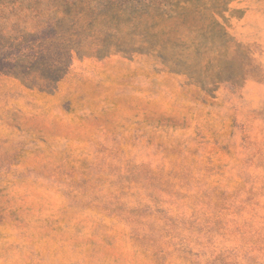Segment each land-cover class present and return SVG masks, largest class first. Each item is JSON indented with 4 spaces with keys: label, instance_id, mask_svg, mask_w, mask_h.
Listing matches in <instances>:
<instances>
[{
    "label": "rangeland",
    "instance_id": "obj_1",
    "mask_svg": "<svg viewBox=\"0 0 264 264\" xmlns=\"http://www.w3.org/2000/svg\"><path fill=\"white\" fill-rule=\"evenodd\" d=\"M0 264H264V0H0Z\"/></svg>",
    "mask_w": 264,
    "mask_h": 264
}]
</instances>
